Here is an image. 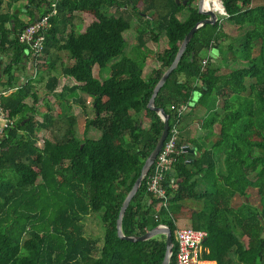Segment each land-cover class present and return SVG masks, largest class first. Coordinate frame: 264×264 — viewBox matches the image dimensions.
<instances>
[{
  "label": "trees",
  "instance_id": "1",
  "mask_svg": "<svg viewBox=\"0 0 264 264\" xmlns=\"http://www.w3.org/2000/svg\"><path fill=\"white\" fill-rule=\"evenodd\" d=\"M18 1H25L26 22L15 13L0 12V51L12 50L1 74L6 86L15 87L0 99L11 121L0 135V264H160L163 235L126 241L116 236L115 221L162 128L159 116L146 108L152 88L183 36L204 18L196 12V0H185V4L182 0H0V6L5 2L8 9ZM51 3L55 12L48 18L49 27L42 30L40 54L32 55L34 69H53L58 63L59 75L73 80L72 85L61 86V94L54 93L55 76L44 83L46 92L65 101L66 107L85 108V100L76 91L91 98L93 115L85 119L84 132L96 129L97 139L76 138L71 114L52 117L49 102L34 90V79L15 86L12 65L19 64L25 51L31 54L26 44L18 42L17 34L51 11ZM210 4L217 13L224 11L220 18L242 30L237 42L222 43L227 36L219 18L195 29L153 105L168 114L169 128L201 106L205 115L200 127L208 135L216 124L218 136L208 148L191 140L196 150L191 157L183 151L176 155L161 183L163 199L146 191L150 167L124 210L120 229L124 236H135L165 225L173 242L168 264H175L174 222L184 209L189 225L207 232L195 264H264V237H259L264 230V3L212 0ZM110 8L114 12L108 14ZM183 10L185 15L178 18ZM75 13H80L82 32L73 23ZM133 17L137 58L124 54L122 35ZM8 21H12V32L6 27ZM160 37L165 38L166 47L151 54L158 66L142 77L150 54L145 41L157 42ZM212 48L219 59L222 50L240 65L221 72L219 59L199 55ZM62 51L68 53L66 65L61 62ZM41 56L43 65L37 62ZM106 65V78L92 75L93 66L100 71ZM182 103L188 109L183 115L175 110ZM41 105L45 111L37 120L36 109ZM140 114L148 121L146 128L141 127ZM61 118L66 125L63 132L42 139L37 146L36 133L51 132L53 127L58 131L56 121ZM176 147L181 148L179 140ZM215 150L223 156L219 172ZM193 175L197 177L188 182ZM198 181L203 184L200 190ZM249 190H254L256 204L248 202ZM234 197L241 201L231 206ZM97 212L102 225L98 250L97 240L84 236L81 222L88 213Z\"/></svg>",
  "mask_w": 264,
  "mask_h": 264
},
{
  "label": "rangeland",
  "instance_id": "2",
  "mask_svg": "<svg viewBox=\"0 0 264 264\" xmlns=\"http://www.w3.org/2000/svg\"><path fill=\"white\" fill-rule=\"evenodd\" d=\"M196 3V1L194 2ZM254 3H264V0H254ZM17 6L21 7L20 4L18 3ZM113 9L110 8L107 10L108 14L113 13ZM121 13L120 10H117L115 13ZM185 15V10H183V12L181 14L178 15V18H182V16ZM221 16H223L222 14H217V17L219 18V23L221 26V30L222 32L225 33V35L227 36L226 38L222 39V43L225 45L227 43H232L235 44L237 41L238 36L240 35V33H242V30L239 31L235 25H232L231 23L225 21L224 18H220ZM78 18V19H77ZM73 23L75 25H79V28L81 26V20L79 18V14L75 13V17L73 18ZM137 24V22L135 21L134 17L130 18V27L125 30L124 32H122L123 37L125 38V46H124V54L128 57H132V58H137L138 56V52H135L133 46L136 44V40H135V30L134 27ZM145 47L148 46V50L150 52V54L147 56L149 57V63L151 62H155V60L152 58L151 54H153V52L155 51H159L160 49H162L163 47H166L167 43L164 37H160L157 42H153L151 40L146 39L145 41ZM217 51V50H216ZM218 54V52H216ZM211 54V53H210ZM200 57H205L207 55V52L205 50L200 51L199 53ZM228 55V54H227ZM226 53H224L221 50V58L219 59V57L217 59H219V66H222L221 68V72H227L230 68L232 67H236V65H240L239 62L236 61V63L230 61V57L227 56ZM212 56V55H209ZM68 57V53L67 52H60V58H61V62L63 65H66L67 63H69V59ZM146 59V58H145ZM45 60V58L43 56L40 57V62H38L40 65L44 64L43 61ZM157 64V63H154ZM144 65V64H143ZM149 65H146L145 67V71H147ZM44 69L42 66L38 67L39 71L35 73L34 76V90L35 92L38 94L39 97H43L45 100H47L49 102V104L51 105V112L54 115L55 113H59V118H60V112L64 115H68V114H75L74 116V124H73V134L74 136H76V138L81 139L83 136L88 137V138H93V139H97L100 135V132L97 131L96 129L93 128H89L84 132V120L87 118H90L93 115V111L91 108V98L85 94H82L78 91H76V93L80 96H83L84 98L88 97V101L85 105V108L82 109L77 105H71L69 108L66 107V103L65 101H61L58 98H56V95L54 94H48L45 90V86L44 83L46 81L47 78H49L50 76H55L58 79L57 85L54 89V93L55 94H61L60 88L61 86H70L72 85L74 82L71 79H67L64 78L62 76L59 75V65L58 63H56V66L53 69H45V70H40ZM143 68V67H142ZM95 69V68H94ZM103 71V76H100V79L106 78L108 76V67L107 65L102 68ZM94 72V71H93ZM37 80V81H35ZM18 81V80H17ZM5 88V85L2 84V82L0 81V89ZM63 98H66L69 100L68 96L66 95L65 92L62 93ZM205 110L203 107H196L194 110H192L190 112V114L186 117H183L179 123H178V131L180 132L181 130L184 129L185 124L186 123H192L193 120H196L199 122V120H201V118L205 115ZM64 117V116H63ZM208 117V115L206 116ZM59 126L60 129L58 131L55 130V127H53L52 131L50 133H46L43 135V133H38L37 135V142L36 145L37 146H41L42 143V139L44 138H52V136H59L62 132H63V128L66 126L65 125V120L63 121V119H59L58 121H56V126ZM202 128H200L201 130ZM217 130H218V126L216 124L213 125V130L210 134L208 135H203L199 133L197 134L198 137L196 138L197 142L200 145H203L204 148H208L210 143L214 142L216 136L217 135ZM206 133V131H205ZM179 134V133H178ZM201 134V135H200ZM200 136H205V137H200ZM215 159H216V171H220L223 166H222V159L223 156L220 152H218L217 150H215ZM203 187L202 182L198 181V185L197 188L198 190H200ZM248 202L251 204H256V194L254 192V190H249L248 191ZM241 201L240 197H234L231 201L230 204L231 206H236L237 204H239ZM191 206H193L194 208L199 207V204H190ZM186 210H181L180 213L178 214V217L175 218V227L176 228H180V227H188L189 222L185 220V215H186ZM82 225H83V234L86 237H89L90 239H96V248L97 250L99 249L100 245H101V236H102V225L100 223L99 220V212L97 213H88V215L84 216L81 220ZM191 227V226H190ZM98 254V252H97Z\"/></svg>",
  "mask_w": 264,
  "mask_h": 264
},
{
  "label": "built area",
  "instance_id": "3",
  "mask_svg": "<svg viewBox=\"0 0 264 264\" xmlns=\"http://www.w3.org/2000/svg\"><path fill=\"white\" fill-rule=\"evenodd\" d=\"M50 6L51 11L27 23L17 34L18 42L26 44L30 49L29 52L31 55L40 54L42 50L44 40L42 30L49 27L48 18L55 12L54 3H51ZM201 62L204 63V60ZM4 95L5 92L0 90V99ZM186 106V103H182L175 110L179 114L181 111L186 110ZM170 109H173V106H170ZM10 123L11 121L6 116L0 104V135L3 129ZM178 133V124H173L170 128L168 127L167 134L150 166L151 171L145 181L146 191L158 199L164 198V188L161 185L164 174L171 169L176 155L181 152V148L176 147ZM206 235L207 232L203 229H196L190 226L176 228L174 247L175 264L197 263L202 250V242Z\"/></svg>",
  "mask_w": 264,
  "mask_h": 264
},
{
  "label": "water",
  "instance_id": "4",
  "mask_svg": "<svg viewBox=\"0 0 264 264\" xmlns=\"http://www.w3.org/2000/svg\"><path fill=\"white\" fill-rule=\"evenodd\" d=\"M177 2H178V0H175V3H177ZM182 4H185V0H182ZM195 8H196V12L198 14L203 15L204 18L197 21L183 36L180 43L178 44L177 50L175 52V55H174L171 63L168 65L167 68H165L162 71L160 77L158 78V80L156 81V83L154 84V86L152 88V92H151V95H150L148 102L146 104V108L154 111L159 116V118L162 122V128H161V131L159 133V136H158L153 148L151 149V151L147 154V156L143 160V163L139 169L138 175L134 179L132 185L130 186L129 190L127 191L123 200L121 201V204H120V207H119L118 213H117V218L115 221L116 236L118 238L126 240V241H130V242L144 241V240H147V239H149L155 235H163L164 236V252H163V256H162L160 264H168L171 253H172L173 242H172L171 233H170V230L168 229V227H166L165 225H162V224H158V225L154 226L153 228L145 231L144 233H142L140 235L124 236L121 233L120 222H121L122 215L124 213V210H125L128 202L130 201L131 197L134 195V193L136 192V190L140 186L142 179L147 174V172H148L151 164L153 163V160H154L157 152L159 151V149L162 145V142H163V140L167 134L168 114H166L161 108L154 107L153 98H154L156 92L158 91L159 87L165 81L168 74L176 67L177 62H178V60H179V58H180V56H181V54H182V52L186 46L188 40L190 39L192 33L194 32V30L203 24L212 25L218 21L217 14L214 11H212L208 8L204 9L202 7V0H196ZM221 9H222V7H221ZM224 14L225 13L222 10V15H224ZM196 98H197V95L195 96V98L193 100H195ZM185 111L182 112V115L185 113ZM30 114H31L30 112H27V116H30ZM27 118L28 117H25L24 119H22L20 121V124H22L25 120H27ZM183 149H184V152L186 154V157H191L193 150L190 148H187L185 146L183 147ZM196 177H197V175H193L188 180V182L193 181ZM259 237L260 238L264 237V230L260 233Z\"/></svg>",
  "mask_w": 264,
  "mask_h": 264
},
{
  "label": "crops",
  "instance_id": "5",
  "mask_svg": "<svg viewBox=\"0 0 264 264\" xmlns=\"http://www.w3.org/2000/svg\"><path fill=\"white\" fill-rule=\"evenodd\" d=\"M18 3L20 4L21 7L17 6ZM24 4H25V1H18V2L12 3L9 6V8L7 9V6H6L5 2H3L1 4V6H0V12L8 11L9 13H15L18 20H20L22 22H26L27 19H28V17L25 14V10L23 8V5ZM78 14H79V17H80V13H78ZM74 17H75V15H74ZM6 27L10 28L11 29L10 31L12 32V21H8L6 23ZM82 30H83V27H82V24H81V27H80L79 31L82 32ZM146 49L148 50V46H146ZM155 52H157V51H155ZM206 52H207V55L206 56L212 55L211 57L218 58V54L216 53L217 52L216 49H213L212 48V49H210V50H208ZM11 54H12V50L10 48H7V47L1 49V51H0V81L2 82L3 85H5V76L1 74V70L9 62L10 57H11ZM33 62L34 61L32 59V55L31 54L30 55L27 54L26 51H25L22 54V56H21V61L19 62V64L12 65V67H14V69H13V75L15 77L14 78V80H15L14 82H15V86L16 87L20 86L25 80H31V79L34 78L36 71L34 69ZM37 62H40V60L37 61ZM154 63H157V62L155 61V62L149 63V57H146V59L144 60L143 68H142V74H141L142 77H146V75L148 74V72L150 71V69L158 66V63L157 64H154ZM146 65H149L148 68H147V71H145ZM91 72H92V75L94 77H96V78L97 77H100V76H103L102 69L99 71L96 66H93L92 67ZM14 89H15V87H9V86H6L5 85V88H2L0 90H3L5 92V95H7L10 92H12ZM195 96L196 95H193V98L192 99H194ZM81 97L85 100V103H87L88 97L87 98H84L83 96H81ZM50 108H51V105H50ZM44 111L45 110H44V107H42V105L41 106H38L37 109H36L35 118L37 120H40V115ZM187 111H188V109H186L185 113ZM50 114L52 115V117H56V115H57L56 113L53 115L52 112H50ZM71 115H75V114L73 113ZM140 124H141V127L142 128H146L147 125H148L147 119L144 118V117H142L141 114H140ZM200 124H201V120H199V122L196 121V120H193L192 123H189L188 122V123L185 124L184 129L181 130L179 132V134H178V140L180 141L181 151L184 152V149H183L184 146L187 147V148H190V149L193 150L191 156H193L196 153L194 144L191 142V140H193V139L196 140V138L198 137L197 134H199V133L202 134V132H203V135H205V130L204 129H201L200 130V128H201L200 127ZM38 133H43V135H44L46 133H50V131L49 130H40V131H38L36 133V136L38 135ZM200 137L202 138L204 136H200ZM185 220L188 221V219L186 217H185ZM207 264H213V262L212 261H207Z\"/></svg>",
  "mask_w": 264,
  "mask_h": 264
},
{
  "label": "bare ground",
  "instance_id": "6",
  "mask_svg": "<svg viewBox=\"0 0 264 264\" xmlns=\"http://www.w3.org/2000/svg\"><path fill=\"white\" fill-rule=\"evenodd\" d=\"M210 1H212V0H202V7H203L204 9L208 8V9L214 11L216 14H222L221 11H220V13H217V12H216V10H215L214 7H213V4H210Z\"/></svg>",
  "mask_w": 264,
  "mask_h": 264
},
{
  "label": "flooded vegetation",
  "instance_id": "7",
  "mask_svg": "<svg viewBox=\"0 0 264 264\" xmlns=\"http://www.w3.org/2000/svg\"><path fill=\"white\" fill-rule=\"evenodd\" d=\"M195 5V4H194Z\"/></svg>",
  "mask_w": 264,
  "mask_h": 264
}]
</instances>
